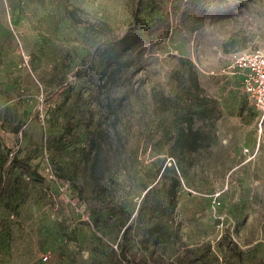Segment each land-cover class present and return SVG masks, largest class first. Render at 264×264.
Returning <instances> with one entry per match:
<instances>
[{"label":"rangeland","instance_id":"1","mask_svg":"<svg viewBox=\"0 0 264 264\" xmlns=\"http://www.w3.org/2000/svg\"><path fill=\"white\" fill-rule=\"evenodd\" d=\"M136 12L169 34L108 82ZM256 49L264 0H0V264H264V116L227 72ZM181 128L209 134L178 159Z\"/></svg>","mask_w":264,"mask_h":264},{"label":"trees","instance_id":"2","mask_svg":"<svg viewBox=\"0 0 264 264\" xmlns=\"http://www.w3.org/2000/svg\"><path fill=\"white\" fill-rule=\"evenodd\" d=\"M80 10L76 8L67 9V14L74 21L82 22L80 16ZM137 25L134 28L133 34L124 35L117 37L114 41V45L110 54L108 55V82H113L115 75L117 74V68H120L122 59L125 56H130L145 41L150 42L160 38H166L170 31V21L168 18L159 19L152 24L146 25L139 19L138 13L136 12ZM97 32L104 35L114 36L116 30L111 27L108 23H96L93 27ZM114 38V37H113ZM181 60H183L181 58ZM127 62V61H126ZM195 80H197L196 72L192 73ZM209 134L206 129H187L181 128L177 132L176 138L171 146V155L180 159L185 157L187 154L198 150V145L202 135Z\"/></svg>","mask_w":264,"mask_h":264},{"label":"built area","instance_id":"3","mask_svg":"<svg viewBox=\"0 0 264 264\" xmlns=\"http://www.w3.org/2000/svg\"><path fill=\"white\" fill-rule=\"evenodd\" d=\"M227 72L240 79L247 98L264 116V49L235 53Z\"/></svg>","mask_w":264,"mask_h":264}]
</instances>
